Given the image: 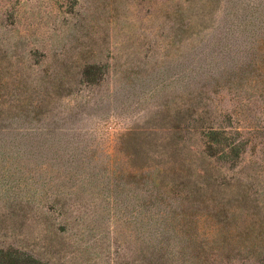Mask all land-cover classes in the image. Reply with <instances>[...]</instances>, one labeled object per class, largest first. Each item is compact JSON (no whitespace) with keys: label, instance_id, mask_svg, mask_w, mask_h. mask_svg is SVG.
I'll use <instances>...</instances> for the list:
<instances>
[{"label":"rangeland","instance_id":"1","mask_svg":"<svg viewBox=\"0 0 264 264\" xmlns=\"http://www.w3.org/2000/svg\"><path fill=\"white\" fill-rule=\"evenodd\" d=\"M0 248L264 264V0H0Z\"/></svg>","mask_w":264,"mask_h":264},{"label":"trees","instance_id":"2","mask_svg":"<svg viewBox=\"0 0 264 264\" xmlns=\"http://www.w3.org/2000/svg\"><path fill=\"white\" fill-rule=\"evenodd\" d=\"M219 141V140H216ZM0 264H44L37 258L17 249L0 248Z\"/></svg>","mask_w":264,"mask_h":264}]
</instances>
